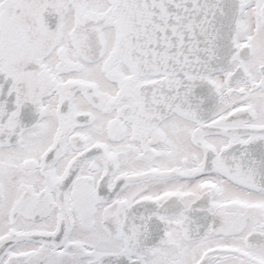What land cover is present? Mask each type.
Listing matches in <instances>:
<instances>
[{
    "label": "snow or ice",
    "instance_id": "snow-or-ice-1",
    "mask_svg": "<svg viewBox=\"0 0 264 264\" xmlns=\"http://www.w3.org/2000/svg\"><path fill=\"white\" fill-rule=\"evenodd\" d=\"M0 264H264V0H0Z\"/></svg>",
    "mask_w": 264,
    "mask_h": 264
}]
</instances>
